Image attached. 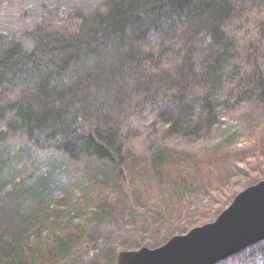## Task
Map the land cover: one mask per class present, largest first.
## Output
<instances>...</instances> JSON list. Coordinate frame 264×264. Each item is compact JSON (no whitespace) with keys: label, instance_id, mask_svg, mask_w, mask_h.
<instances>
[{"label":"trees","instance_id":"1","mask_svg":"<svg viewBox=\"0 0 264 264\" xmlns=\"http://www.w3.org/2000/svg\"><path fill=\"white\" fill-rule=\"evenodd\" d=\"M102 5L36 23L24 32L31 46L0 32V190L13 153L45 149L70 163L83 156L120 168L134 111L154 114L168 134L199 137L231 98L264 105V0Z\"/></svg>","mask_w":264,"mask_h":264},{"label":"rangeland","instance_id":"2","mask_svg":"<svg viewBox=\"0 0 264 264\" xmlns=\"http://www.w3.org/2000/svg\"><path fill=\"white\" fill-rule=\"evenodd\" d=\"M104 2L0 0V32L31 46L26 29L74 9H103ZM167 128L154 114L134 111L125 124L120 168L83 156L70 163L45 149L13 153L5 166L11 181L0 190L8 215L0 246L7 249L12 237L22 249L0 247V264H117L123 250L156 248L216 220L238 193L264 179L258 100L231 98L209 134L185 137ZM12 150L20 148L13 143ZM37 176L43 177L33 186L8 191ZM62 237L67 241L60 248L55 242ZM217 264H264V240Z\"/></svg>","mask_w":264,"mask_h":264},{"label":"water","instance_id":"3","mask_svg":"<svg viewBox=\"0 0 264 264\" xmlns=\"http://www.w3.org/2000/svg\"><path fill=\"white\" fill-rule=\"evenodd\" d=\"M264 240V179L238 193L216 220L156 248L123 250L117 264H217Z\"/></svg>","mask_w":264,"mask_h":264}]
</instances>
